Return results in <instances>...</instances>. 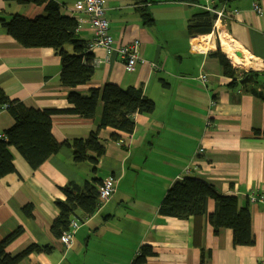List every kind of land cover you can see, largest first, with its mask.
<instances>
[{
    "label": "crops",
    "instance_id": "obj_1",
    "mask_svg": "<svg viewBox=\"0 0 264 264\" xmlns=\"http://www.w3.org/2000/svg\"><path fill=\"white\" fill-rule=\"evenodd\" d=\"M55 1L62 13L75 17L71 10L78 0ZM256 3L264 6V0H105L114 49L137 40L146 62L129 72L118 53L108 56L96 48L94 77L75 90L89 95L107 84L141 88L156 107L152 114L135 116L133 134L112 128L101 132L106 154L96 174L88 162L75 163L66 145L36 170L11 148L16 172L0 178V241L21 228L8 253L18 255L32 244L53 248L19 264H132L144 245L156 253L146 264H264V203L251 202L253 196H264V14L254 11ZM202 11L216 15L213 32L192 36L190 18ZM44 13V6L0 0V20ZM78 35L87 43L94 39L86 22H80ZM203 36H210L209 41L198 40ZM222 36L231 41L234 55L224 49ZM218 49L231 64L233 57L243 62L242 67L232 64L240 73L234 85L212 56ZM61 70L53 49L24 48L0 23V88L8 97L37 110L71 107ZM243 73L253 74L254 81L241 84ZM103 109L100 100L92 119L54 115L55 139L65 144L88 138ZM14 124L0 106V138ZM114 132L120 140L111 138ZM188 176L238 197L240 206L249 205L253 245L236 246L230 229L215 234L209 222L216 211L213 199L201 220L160 214L168 189ZM94 178H115L116 192L93 215L76 212L72 220L79 228L67 248L51 232L60 215L57 201L66 199L61 188L84 186ZM28 205L32 217L24 213Z\"/></svg>",
    "mask_w": 264,
    "mask_h": 264
},
{
    "label": "trees",
    "instance_id": "obj_2",
    "mask_svg": "<svg viewBox=\"0 0 264 264\" xmlns=\"http://www.w3.org/2000/svg\"><path fill=\"white\" fill-rule=\"evenodd\" d=\"M5 1L45 7V13L35 18L16 14L10 20L1 19L0 23L20 46L51 48L61 58L60 81L65 88L71 90L68 95L71 107L62 110L29 108L22 101L8 97L4 89L0 88V106L6 107L15 120L14 126L6 130L4 137L0 138V178L16 172L12 147L36 170L66 145L72 149L75 163L88 162L93 174H96L99 160L106 154V145L100 137L101 132L112 128L120 133L133 134L136 128L135 116L152 114L156 107L155 102L146 97L141 88L123 89L115 84L92 88L89 95L77 92L75 89L88 84L95 74V56L89 48V43L78 35V20L62 13L61 6L55 0ZM215 21L216 15L210 11L196 13L190 18L188 31L192 36L208 35L213 32ZM69 48H72L71 52ZM212 56L219 60L223 75L233 80L230 85H234L239 77V70L230 63L221 49ZM246 75L243 73L240 77L243 79ZM100 100L104 103L102 117L98 127L88 138L65 144L55 139L52 133L54 115L73 114L92 119L97 113ZM111 138L118 141L121 137L119 133L114 132ZM101 185L102 180L94 178L86 181L84 186L69 183L61 188L66 199L57 201L60 215L51 225V232L56 238L60 239L63 233L69 230L70 222L77 211L89 217L98 210ZM209 199L216 202V211L209 215V222L215 234H218L220 229H230L233 231L236 246L253 245L249 205L240 206L238 197L219 193L203 179L188 176L174 183L165 194L159 212L162 216L179 220L192 217L201 220L207 214ZM24 213L32 217V205L25 207ZM22 231L20 228L0 241V264H19L33 253L48 254L52 251L50 246L32 244L18 255L8 253V245L21 235ZM155 254L151 246L144 245L132 264H146L148 258Z\"/></svg>",
    "mask_w": 264,
    "mask_h": 264
},
{
    "label": "built area",
    "instance_id": "obj_3",
    "mask_svg": "<svg viewBox=\"0 0 264 264\" xmlns=\"http://www.w3.org/2000/svg\"><path fill=\"white\" fill-rule=\"evenodd\" d=\"M210 1L214 2V0ZM254 11L261 16L264 14V6L260 3H256L254 5ZM71 13L75 15L79 24L80 22L88 23L90 29L94 33V39L89 43L91 51L96 48H103L106 50L108 56L114 52L118 53L126 61V68L129 72L134 71L138 64H144L146 62L141 55V44L137 40L128 46L114 49V40L110 34V23L107 18L105 0H78L71 10ZM79 14H82L84 17ZM232 64L242 67L243 62L238 64L232 61ZM154 69L157 70L158 66H154ZM203 80L206 81V78L203 77ZM116 184L117 180H115V178H107L102 181V185L99 188V206L108 202L111 196L116 192ZM251 202L264 203V196H253L251 197ZM78 228L79 223L74 219L71 220L69 230L65 231L60 238L65 247L69 248L72 246L73 238Z\"/></svg>",
    "mask_w": 264,
    "mask_h": 264
},
{
    "label": "bare ground",
    "instance_id": "obj_4",
    "mask_svg": "<svg viewBox=\"0 0 264 264\" xmlns=\"http://www.w3.org/2000/svg\"><path fill=\"white\" fill-rule=\"evenodd\" d=\"M209 38H210V36H203V37H201V38L198 39V40L209 41ZM222 44H223V46H224V49H225L227 52H229V53H231V54L234 55L233 47H232L231 41L227 40V38H225V37L222 36ZM195 45H196L198 48H202L201 46H199L198 41H195ZM206 46H209V43L206 44ZM204 48H206V47H204ZM233 60H234V62H236V63H238V64H240V63L242 62V61L240 60V58H236V57H233Z\"/></svg>",
    "mask_w": 264,
    "mask_h": 264
},
{
    "label": "water",
    "instance_id": "obj_5",
    "mask_svg": "<svg viewBox=\"0 0 264 264\" xmlns=\"http://www.w3.org/2000/svg\"><path fill=\"white\" fill-rule=\"evenodd\" d=\"M254 79V75L249 73L241 80V84H248L250 82H253Z\"/></svg>",
    "mask_w": 264,
    "mask_h": 264
}]
</instances>
